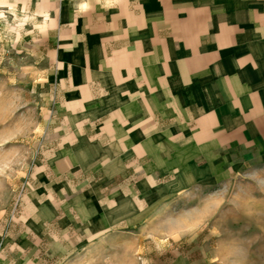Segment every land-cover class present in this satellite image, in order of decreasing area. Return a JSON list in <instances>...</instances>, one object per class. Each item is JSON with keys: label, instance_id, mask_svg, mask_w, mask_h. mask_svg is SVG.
Wrapping results in <instances>:
<instances>
[{"label": "crops", "instance_id": "crops-1", "mask_svg": "<svg viewBox=\"0 0 264 264\" xmlns=\"http://www.w3.org/2000/svg\"><path fill=\"white\" fill-rule=\"evenodd\" d=\"M1 14L31 26L56 93L12 251L264 166V0H0Z\"/></svg>", "mask_w": 264, "mask_h": 264}, {"label": "rangeland", "instance_id": "rangeland-1", "mask_svg": "<svg viewBox=\"0 0 264 264\" xmlns=\"http://www.w3.org/2000/svg\"><path fill=\"white\" fill-rule=\"evenodd\" d=\"M30 29L18 16L0 15V264L4 258L12 264L11 256L17 264H264L259 163L226 170L215 184L142 202L143 216L131 225L87 228L63 244L48 238L23 252L9 248L56 96L49 60L27 35Z\"/></svg>", "mask_w": 264, "mask_h": 264}]
</instances>
